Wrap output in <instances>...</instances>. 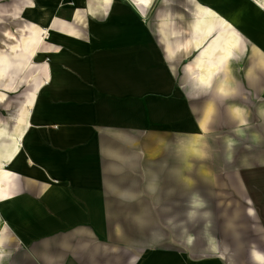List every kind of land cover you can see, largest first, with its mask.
I'll return each mask as SVG.
<instances>
[{
    "label": "crops",
    "instance_id": "1",
    "mask_svg": "<svg viewBox=\"0 0 264 264\" xmlns=\"http://www.w3.org/2000/svg\"><path fill=\"white\" fill-rule=\"evenodd\" d=\"M260 2L0 0V264H264Z\"/></svg>",
    "mask_w": 264,
    "mask_h": 264
},
{
    "label": "bare ground",
    "instance_id": "2",
    "mask_svg": "<svg viewBox=\"0 0 264 264\" xmlns=\"http://www.w3.org/2000/svg\"><path fill=\"white\" fill-rule=\"evenodd\" d=\"M257 1L260 2L259 0ZM261 4L264 6L263 3ZM24 8L22 6V9ZM196 30L197 32L201 34V37L195 40V46L196 48H200L199 51L201 52L199 53V55H197L194 62L191 63L190 72L193 74L194 73L198 74L197 76L198 82L210 84L214 74L217 73L219 70H221L222 66L229 64L230 58L232 57V55L236 52L238 48L237 46H238L239 41L241 40V35L233 27L232 23L228 19L223 18L222 16H220L219 14H217L215 11H212V10L206 11L205 15H203L202 18L199 19ZM210 35H212L211 36L212 38H211V41L208 43L206 41L208 40L207 38H209ZM216 42H220L222 44L220 46L221 48L214 45V43ZM205 45L207 46L205 47Z\"/></svg>",
    "mask_w": 264,
    "mask_h": 264
},
{
    "label": "rangeland",
    "instance_id": "3",
    "mask_svg": "<svg viewBox=\"0 0 264 264\" xmlns=\"http://www.w3.org/2000/svg\"><path fill=\"white\" fill-rule=\"evenodd\" d=\"M236 165H234V167H235ZM221 167V168H220ZM218 168L219 169H225L226 168V166H225V163L224 162H221V160H219L218 159ZM229 169V168H228ZM197 225V224H196ZM196 225H194V228L196 229L195 230V234L197 235L198 233V229H197V227H196ZM206 225V224H205ZM216 227H217V224L215 225ZM205 228H206V230L207 231H209V230H211L212 231V225L211 224H207L206 226H205ZM191 229H192V227H191ZM214 231V230H213ZM192 233V232H191ZM228 257V256H227Z\"/></svg>",
    "mask_w": 264,
    "mask_h": 264
},
{
    "label": "snow or ice",
    "instance_id": "4",
    "mask_svg": "<svg viewBox=\"0 0 264 264\" xmlns=\"http://www.w3.org/2000/svg\"><path fill=\"white\" fill-rule=\"evenodd\" d=\"M106 2H110V0H106ZM141 3H147V0H140ZM257 259H259L260 257H256Z\"/></svg>",
    "mask_w": 264,
    "mask_h": 264
}]
</instances>
